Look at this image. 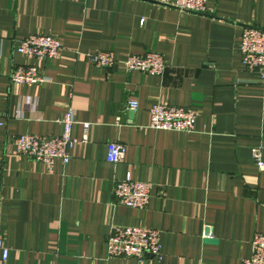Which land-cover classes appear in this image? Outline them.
<instances>
[{
	"label": "crops",
	"instance_id": "obj_1",
	"mask_svg": "<svg viewBox=\"0 0 264 264\" xmlns=\"http://www.w3.org/2000/svg\"><path fill=\"white\" fill-rule=\"evenodd\" d=\"M207 6L197 14L157 0H0V238L8 264H242L252 254L254 233H264V170L251 154L262 146L264 159V88L244 68L240 41L245 25L264 27V0ZM33 33L57 36L60 54L17 52ZM97 51L113 52L114 65L93 63ZM148 51L164 56L162 75L125 68L128 54ZM18 65L39 67L47 80L12 82ZM160 101L194 109V129L151 128L149 110ZM69 109L73 137L90 126L67 164L56 159L50 170L16 151L17 135H59ZM113 141L127 147L118 163L107 160ZM128 171L152 183L145 209L115 200V182ZM114 225L159 229L162 259L108 258Z\"/></svg>",
	"mask_w": 264,
	"mask_h": 264
},
{
	"label": "built area",
	"instance_id": "obj_2",
	"mask_svg": "<svg viewBox=\"0 0 264 264\" xmlns=\"http://www.w3.org/2000/svg\"><path fill=\"white\" fill-rule=\"evenodd\" d=\"M159 3L174 7L182 12L197 14L208 13V0H157ZM144 19L141 20V24ZM15 50L19 53L40 59L55 58L62 50V43L55 35L33 33L21 37ZM241 59L244 68L255 71L257 80L264 88V27L259 25H245L240 41ZM1 60V56H0ZM90 60L100 67H112L116 56L111 51H97L90 56ZM127 70H139L151 75H162L166 69V60L158 51H148L143 54H128L123 59ZM1 73V71H0ZM10 80L14 83L40 84L47 80L35 65H18L13 68ZM27 97L26 102L31 103ZM139 106L138 100H128L127 107L135 110ZM150 124L153 129L192 131L195 127L197 112L191 107L170 105L156 102L150 107ZM20 114V113H19ZM18 114V116H19ZM120 121V117H117ZM59 122L62 132L56 136H42L37 134H20L14 139L16 151L25 157L45 163L53 169L56 159L64 164L71 160L70 149L77 143L86 142L87 130L90 123H83L84 133L81 138L73 137L72 127L75 123L74 112L69 109L64 112ZM5 124L4 116L0 112V126ZM127 147L117 141L108 144L107 160L118 163L125 159ZM252 157L260 170H264L263 147L254 146ZM152 196V183L135 179L128 171L123 179H118L114 186V197L117 203L138 209H145ZM108 258L135 257L143 260L148 256L162 259L161 231L156 228L137 225H114L106 241ZM9 249L0 238V264H8ZM242 264H264V233L255 232L252 237V254L242 260Z\"/></svg>",
	"mask_w": 264,
	"mask_h": 264
},
{
	"label": "water",
	"instance_id": "obj_3",
	"mask_svg": "<svg viewBox=\"0 0 264 264\" xmlns=\"http://www.w3.org/2000/svg\"><path fill=\"white\" fill-rule=\"evenodd\" d=\"M205 234L207 235V239L208 240H211V237H210V228L209 227H206Z\"/></svg>",
	"mask_w": 264,
	"mask_h": 264
}]
</instances>
